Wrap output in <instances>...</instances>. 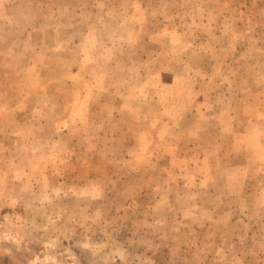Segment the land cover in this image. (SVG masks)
I'll use <instances>...</instances> for the list:
<instances>
[{
    "label": "rangeland",
    "instance_id": "rangeland-1",
    "mask_svg": "<svg viewBox=\"0 0 264 264\" xmlns=\"http://www.w3.org/2000/svg\"><path fill=\"white\" fill-rule=\"evenodd\" d=\"M0 264H264V0H0Z\"/></svg>",
    "mask_w": 264,
    "mask_h": 264
}]
</instances>
